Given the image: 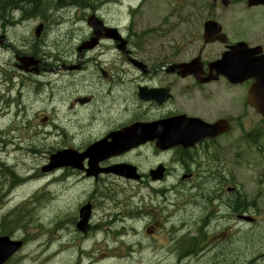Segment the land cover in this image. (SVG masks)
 Returning <instances> with one entry per match:
<instances>
[{"label":"flooded vegetation","instance_id":"obj_1","mask_svg":"<svg viewBox=\"0 0 264 264\" xmlns=\"http://www.w3.org/2000/svg\"><path fill=\"white\" fill-rule=\"evenodd\" d=\"M251 1L246 0L244 9L236 7V0H229L226 7L218 1L211 4L206 2L200 6L188 1L183 9L182 25L178 26L183 31H160L153 41L148 39L146 32L136 34L132 22L129 27L120 26L118 31L125 39L129 55L142 61L147 69L145 73L138 65L128 61V56L119 48L118 41L113 39L96 37L97 45L93 49L78 52V47L93 38L91 29H88L87 38H83L80 45L74 48L73 57L62 54L58 42H52L50 37L43 40L44 57L51 59L47 62L50 66L39 63L34 70L28 61L20 60L24 54L17 49L26 42L39 41L30 35L36 20L32 19L27 25L28 34L18 45L10 39L9 32L16 40L18 34L15 31L21 28L8 30L9 21H6L0 27V85L2 83L5 87L4 93L9 91V83L16 82L22 87L21 92L13 99V104L16 108L14 114H24L26 108L21 105L27 106L26 113L22 115L26 127L40 125L58 129L61 133H76L80 142L101 132L110 124L112 132L109 129L106 136L110 132L114 133L116 139L127 146L131 140L122 131L132 125L143 126L181 115L199 118L210 124L226 119L230 126L228 131L203 139L194 146L197 154L194 164L206 176L201 175L202 180L218 183L210 191L221 189L222 184L234 180V167L249 154V145L244 139L238 143L232 133L248 130L247 126L254 123L255 111L247 104L245 90L241 89L240 92L238 86L227 83L209 65L240 42L250 49L259 47L264 54V5L248 6ZM0 2L16 4L15 0ZM204 8L207 11L202 15ZM196 16L201 17L200 21ZM82 19L85 20L84 17ZM207 20L215 21L220 26L209 40L204 37V23ZM46 22L48 25L49 22ZM105 25L111 26L106 22ZM149 43H154L151 49ZM196 57L202 64L203 74L198 79L179 76L177 68L182 65L186 68L185 65ZM46 77L53 80L56 90L50 85L51 81L45 80ZM206 78L209 81H203ZM56 81H59V85ZM251 83L253 81L244 86ZM39 86L43 87L44 95L39 93ZM142 89L144 93L148 89H154L156 94L145 95V99L141 100L139 92ZM164 89L168 90L167 95L160 94V90ZM9 113L3 112L2 115ZM244 136L249 139L251 132H244ZM176 138L172 140L177 142ZM239 145L241 153L238 152ZM158 149L156 141L145 142L136 144L131 148L132 153L128 154L129 159L137 161L143 156L146 158L140 164L142 182L150 180L146 174L148 170L158 165L166 169L172 167L164 161L151 160L150 168H144L143 165L148 163V156L156 157L159 155L157 152L174 155L181 150L177 145L165 152ZM181 159L184 164L188 163L184 157ZM140 167L138 166V170ZM214 198L210 211L214 215L228 213L236 205L232 197L225 200L221 196ZM183 253L178 263L192 262L188 257L193 251L186 250Z\"/></svg>","mask_w":264,"mask_h":264},{"label":"rangeland","instance_id":"obj_2","mask_svg":"<svg viewBox=\"0 0 264 264\" xmlns=\"http://www.w3.org/2000/svg\"><path fill=\"white\" fill-rule=\"evenodd\" d=\"M174 1L175 0H149L147 2V5H150V7L145 6L140 12L138 18H136V23L140 26V29L138 28L137 31L143 32L142 30L146 29V34H157L158 32H160V27H157L159 22L161 21H158V19L160 18L158 14H163V12L161 11V9L164 8L163 5H165L166 3L173 4ZM178 2H181L180 4L185 6L186 3H188V0H180ZM245 2L246 0H236V7L244 9ZM69 3H73L74 5L69 6L66 10L63 9V7L68 5ZM46 6L50 8L59 7V9H51L48 11V13H43V16H41L40 12L44 11ZM46 6L38 5L32 7L22 4L21 7V5L13 4L8 8V10L4 8L0 11V27H2L6 23V21H9L7 27L8 30H15L17 27L21 28L15 31V33L18 34V38L16 40L14 36L11 35V31L9 32L10 39H13V42L18 45L23 37L27 36L26 34H28V28L26 27L30 23V21L32 19L36 20V22H34L33 24L37 23L36 25H38V21L40 19H44L45 22H49L50 29L48 30V33L49 31H55L54 34L58 35H61L68 31L71 33H75V36L74 38H72V43L70 45H65L64 47L59 46V51L61 53H66L70 57H73L74 46L84 36L85 29L79 26L80 24H78V26H74L73 24H76V21L71 17L76 16L78 18H81L84 12L88 11L87 8H89L90 10L97 9L101 16L107 18L113 24L128 26L130 22V14L129 12H126V9L122 10L118 6L113 4L100 3L98 0H47ZM25 7L27 8L25 9ZM13 11L14 13L12 14ZM206 11L207 10L204 8L202 15ZM164 12L167 13V11ZM196 19L200 21L201 17L196 16ZM162 20L163 23H166L168 17H165ZM57 27H59L60 29L56 31ZM0 35H2L1 31ZM153 45L154 43H149L150 49ZM10 46H12L11 43ZM17 51H21L25 56L32 55L37 59H40V57H44L45 55L43 50L39 48L38 44L32 42H26V45L21 46L17 49ZM45 80L51 81L50 85L52 84V79L48 80V77H46ZM56 84L59 85V81H56ZM0 88H2V83L0 85ZM52 88L55 89L56 86L52 84ZM43 90V87L39 86V93L41 95H44ZM7 99H9L8 102H5L4 98L0 101V109L8 110V108L6 107L9 105V102H11V100L10 98ZM21 106L25 107L27 111L26 105L23 104ZM15 109V105L11 102L10 111L13 112ZM24 114L19 113L15 115L17 117H22V115ZM253 125L255 126V131L262 130L261 121L258 116L254 117V123H250L247 128ZM31 128L26 127V130L30 132ZM35 128L39 127L36 126ZM7 130L9 131V134H6ZM13 139L16 140L13 141ZM70 139L71 138L69 137H65L63 138V141H61L58 138L50 137L47 143L42 144V146L40 147L41 151H37L38 154H33L30 156L28 153L31 152V147H34L33 144L29 143L30 137L25 135L23 132L21 133L17 131L11 124L10 117L8 115L5 116V119H0V149L9 148L11 151V153L9 154L10 156H13L17 151L18 156L23 155V158H26V155L28 154L27 160L22 163L20 167L25 168L28 165L26 168V173L30 178V180L26 181L24 179L16 177L18 178L17 186L15 184L12 186L14 187V195L16 197L20 195L21 198H24L26 196L27 199H30V228L27 235L26 231L22 227L15 226L14 234H12V236H16L19 238L24 237L26 241L23 249L9 262V264H39L34 263L37 256H33L30 258L31 263H29L26 259L28 255H32L34 253H36V255H40L39 259L41 260L42 264H74L75 253L72 260L61 259L60 256L56 259H46L44 257L45 252L49 249V247L54 246V243L51 245V243L47 240V236L53 228L52 226L48 225V223H50L51 218L54 219L55 216L59 213L57 211L60 208L58 207V205L60 204L59 200L63 196L66 195V197L75 202L74 207L73 204H71L68 210H70L71 208L72 210H77L80 204L87 199V195L91 193L94 186L92 183L78 182L73 177H70L67 180L58 183L57 180L59 179V172H55L51 175L48 174L46 176H41L40 174V169L43 167L41 165L45 164L46 152L50 151L53 147H57L63 144H69ZM86 142L87 139H85L82 143L84 144ZM260 144L264 146L263 139H260ZM16 145L17 147H15ZM14 148L19 149L15 150ZM6 153L8 154V152ZM3 156L4 154L0 153V157ZM139 161L144 162L146 161V158L143 156L139 159ZM158 161H167V159L159 158ZM3 165H7V168L13 171L15 175L19 176L14 168L15 165L17 166V163L15 161L5 160L3 161ZM253 165L254 161H252V158H250L248 164L239 165L237 167V173L235 174L234 180L230 183H224L221 185L220 194L225 198V193H227L226 186H234L237 190L240 191V197L247 195H258L255 205L258 211L263 214L264 178L262 179V181H258L256 184H254L255 170L260 168V166H256L255 170H252ZM150 166V162L143 165L144 168H150ZM184 170H186L185 164L179 166L178 172H170V180L177 181ZM201 175L204 174L199 173L198 183L196 185H192L190 183L189 186H182L180 188V192L175 197L169 196L166 199L157 198L155 201H153V204L155 206L157 204L161 206L165 203V205L162 206L163 210H159L158 219L162 222L168 223L167 225H165L166 228H168L170 224L178 225L189 222L191 218L192 223H194L197 218L201 217V213H204L202 212L204 197L206 193L213 187L218 185V183L201 180ZM3 181L4 180L1 178L0 184H3ZM8 181L10 184H13L15 178L11 174H9ZM42 181L44 182L42 185V189H44L45 196L33 197V191L41 184ZM67 183H69L71 186L70 192H65L62 190V186ZM56 189H58L59 194H52L53 197H50L49 192L55 191ZM96 189L98 191V195L95 199V211H97L98 214L95 215V218L102 214L109 213L118 206H121L133 221L139 220L137 215L131 214L132 212H135L138 206V197L132 191L127 189L126 184L114 183L105 187L97 186ZM154 197L155 196H152V199H155ZM43 199H45L46 201L43 202ZM8 201L9 199L6 200L5 205L8 203ZM4 208L8 209L7 207ZM45 209H47V211ZM44 214L47 215V222L43 226V222L41 221V219H43ZM57 221H64V217L58 218ZM109 221H111V223H109V226L104 227L108 230V232L113 231V234H120L126 238L130 235V233H132L133 235V232L131 231L133 223L122 224V226L116 227V223L112 219L108 220L105 223H108ZM260 224L259 226L252 228V233H248L250 231L249 230L244 231L240 235H238L236 249H213L210 250V252L206 256H203L204 252H200L198 254L200 256V259L198 261H193L190 258L192 262L188 264H217V262H215V260L211 258L214 254L220 256L221 259H223L222 263L219 261L218 264H264V222ZM34 226H40V231L34 230ZM177 227L179 226H176V228ZM136 228L138 229L135 231V235L138 236L140 241V245L137 248L140 252H142V255H132L131 257L121 259H110L107 258L105 254H103L107 253L108 251V249L104 247L101 251L93 253L92 257H94V260H85L82 264H169L170 259L166 257V254H161L156 258L148 254L151 251H160L163 249V242L159 236H162L163 232L160 231L158 235L148 236L146 233L141 231V226L136 225ZM115 229L117 230V232H115ZM223 232L229 231L223 229ZM230 233L232 235L234 234V232ZM67 234L69 238H72L74 236L71 230L69 231V233L67 231H64L59 239H65ZM152 238H157L158 240L155 241V243H151ZM126 250L129 251L130 248H127ZM257 255H260L261 257L259 261H255V259H252ZM250 259H252L251 262Z\"/></svg>","mask_w":264,"mask_h":264},{"label":"water","instance_id":"obj_3","mask_svg":"<svg viewBox=\"0 0 264 264\" xmlns=\"http://www.w3.org/2000/svg\"><path fill=\"white\" fill-rule=\"evenodd\" d=\"M37 32H38V30H37ZM95 34L97 35V37L98 36L113 37L112 31L105 30L102 27L96 28ZM92 46H93V44L85 45L81 49L91 48ZM31 64H34V63L31 62ZM255 106L257 107V105H255ZM87 220H88V208H85V209L83 208L81 210V221L79 223V227L81 230H84V227L87 223ZM2 241L6 242L7 246L11 245V243L8 242L7 238H3ZM18 247H19L18 245H15L12 247H7L6 250H2L0 248V264H3L10 257V255H12L17 250Z\"/></svg>","mask_w":264,"mask_h":264},{"label":"trees","instance_id":"obj_4","mask_svg":"<svg viewBox=\"0 0 264 264\" xmlns=\"http://www.w3.org/2000/svg\"><path fill=\"white\" fill-rule=\"evenodd\" d=\"M16 1V4H18V5H22V4H24V5H29V6H32V7H35V6H38V5H47V1L46 0H15ZM44 1V2H43ZM71 1V0H70ZM44 3V4H43ZM27 7H25V9H26ZM29 8V7H28ZM56 8H58V7H53V8H50V7H47L46 6V8H45V10L44 11H46V13H48V11L49 10H51V9H56ZM43 11V13H45ZM20 216H22L21 214H16V215H13L12 217H11V219H16V218H18V217H20Z\"/></svg>","mask_w":264,"mask_h":264},{"label":"bare ground","instance_id":"obj_5","mask_svg":"<svg viewBox=\"0 0 264 264\" xmlns=\"http://www.w3.org/2000/svg\"><path fill=\"white\" fill-rule=\"evenodd\" d=\"M47 1V0H46ZM44 2V1H43ZM44 4V3H43ZM49 4V3H48ZM50 5V4H49ZM27 6H29V5H27ZM72 8V7H71ZM58 9H59V7H58ZM62 9V8H61ZM61 11V10H60ZM45 13H46V11H44ZM66 16V15H65ZM52 18V17H51ZM58 18V17H57ZM51 21V20H50ZM52 22V21H51ZM44 91V90H43ZM45 99V98H44ZM17 153H18V151H17ZM21 153V152H20ZM24 157V156H23ZM36 246V245H35ZM38 252V251H37ZM40 252V251H39ZM33 256H36V253H34V254H32V255H28L27 256V259H30L31 257H33ZM186 264V263H185ZM188 264V263H187Z\"/></svg>","mask_w":264,"mask_h":264}]
</instances>
